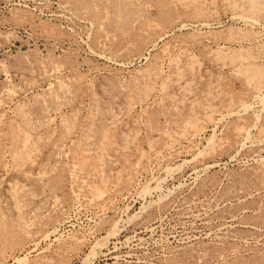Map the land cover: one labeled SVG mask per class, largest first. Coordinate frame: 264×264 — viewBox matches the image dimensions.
Masks as SVG:
<instances>
[{"label":"rangeland","instance_id":"374dc122","mask_svg":"<svg viewBox=\"0 0 264 264\" xmlns=\"http://www.w3.org/2000/svg\"><path fill=\"white\" fill-rule=\"evenodd\" d=\"M0 264H264V0H0Z\"/></svg>","mask_w":264,"mask_h":264},{"label":"bare ground","instance_id":"6f19581e","mask_svg":"<svg viewBox=\"0 0 264 264\" xmlns=\"http://www.w3.org/2000/svg\"><path fill=\"white\" fill-rule=\"evenodd\" d=\"M261 2V1H260Z\"/></svg>","mask_w":264,"mask_h":264}]
</instances>
